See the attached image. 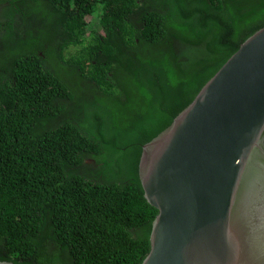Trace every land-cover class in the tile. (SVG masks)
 Returning a JSON list of instances; mask_svg holds the SVG:
<instances>
[{"label": "trees", "instance_id": "16d2710c", "mask_svg": "<svg viewBox=\"0 0 264 264\" xmlns=\"http://www.w3.org/2000/svg\"><path fill=\"white\" fill-rule=\"evenodd\" d=\"M263 27L264 0H0V262L142 264V147Z\"/></svg>", "mask_w": 264, "mask_h": 264}, {"label": "water", "instance_id": "95a60500", "mask_svg": "<svg viewBox=\"0 0 264 264\" xmlns=\"http://www.w3.org/2000/svg\"><path fill=\"white\" fill-rule=\"evenodd\" d=\"M139 178L158 210L142 264H264V27L142 147Z\"/></svg>", "mask_w": 264, "mask_h": 264}, {"label": "rangeland", "instance_id": "374dc122", "mask_svg": "<svg viewBox=\"0 0 264 264\" xmlns=\"http://www.w3.org/2000/svg\"><path fill=\"white\" fill-rule=\"evenodd\" d=\"M43 14L37 13L35 16L29 19V22H35L38 21L42 18ZM50 17L49 15L45 18V22L39 24L38 26L34 27L40 34H43L44 36L48 37L49 36V30H50ZM74 31L77 33H82V32H90L91 30L97 29L100 30V20L96 16H92L91 18H87L86 20H81L77 21L74 23ZM4 40L2 41L3 44ZM1 44V41H0Z\"/></svg>", "mask_w": 264, "mask_h": 264}]
</instances>
